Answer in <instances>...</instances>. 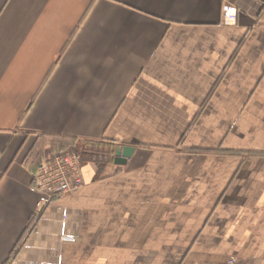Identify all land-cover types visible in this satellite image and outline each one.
Listing matches in <instances>:
<instances>
[{
  "label": "crops",
  "instance_id": "obj_1",
  "mask_svg": "<svg viewBox=\"0 0 264 264\" xmlns=\"http://www.w3.org/2000/svg\"><path fill=\"white\" fill-rule=\"evenodd\" d=\"M64 139L84 183L31 228L33 174ZM10 260L264 264L262 0H0Z\"/></svg>",
  "mask_w": 264,
  "mask_h": 264
},
{
  "label": "built area",
  "instance_id": "obj_2",
  "mask_svg": "<svg viewBox=\"0 0 264 264\" xmlns=\"http://www.w3.org/2000/svg\"><path fill=\"white\" fill-rule=\"evenodd\" d=\"M235 12L234 6L223 4L222 13L225 18H233ZM32 179L38 199L30 223L31 228L35 226L55 198L74 192L84 183L80 152L73 146L50 150L42 157ZM62 239L73 240L74 238L63 236ZM11 264H15L13 260ZM25 264L52 263L29 261Z\"/></svg>",
  "mask_w": 264,
  "mask_h": 264
},
{
  "label": "water",
  "instance_id": "obj_3",
  "mask_svg": "<svg viewBox=\"0 0 264 264\" xmlns=\"http://www.w3.org/2000/svg\"><path fill=\"white\" fill-rule=\"evenodd\" d=\"M131 150V146H116L114 149V162L117 164H124Z\"/></svg>",
  "mask_w": 264,
  "mask_h": 264
},
{
  "label": "trees",
  "instance_id": "obj_4",
  "mask_svg": "<svg viewBox=\"0 0 264 264\" xmlns=\"http://www.w3.org/2000/svg\"><path fill=\"white\" fill-rule=\"evenodd\" d=\"M72 143H76V142H74V140L72 139H64L63 141H59L54 148L62 149Z\"/></svg>",
  "mask_w": 264,
  "mask_h": 264
},
{
  "label": "rangeland",
  "instance_id": "obj_5",
  "mask_svg": "<svg viewBox=\"0 0 264 264\" xmlns=\"http://www.w3.org/2000/svg\"><path fill=\"white\" fill-rule=\"evenodd\" d=\"M12 261V260H11ZM11 261H9V263H7V264H11Z\"/></svg>",
  "mask_w": 264,
  "mask_h": 264
}]
</instances>
